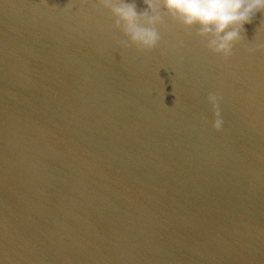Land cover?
Instances as JSON below:
<instances>
[{
	"label": "water",
	"instance_id": "obj_1",
	"mask_svg": "<svg viewBox=\"0 0 264 264\" xmlns=\"http://www.w3.org/2000/svg\"><path fill=\"white\" fill-rule=\"evenodd\" d=\"M160 15L147 51L99 0H0V264H264V13L227 58Z\"/></svg>",
	"mask_w": 264,
	"mask_h": 264
},
{
	"label": "clouds",
	"instance_id": "obj_2",
	"mask_svg": "<svg viewBox=\"0 0 264 264\" xmlns=\"http://www.w3.org/2000/svg\"><path fill=\"white\" fill-rule=\"evenodd\" d=\"M115 17L116 27L127 38V43L141 50L151 51L160 42L157 25L161 24V9L174 22L207 40L208 48L228 57L233 46L242 39L244 25L251 24L258 13H264V0H144L147 10L138 13L134 3L126 0H99ZM264 51V46H261ZM209 101L215 111L214 127H222L217 97Z\"/></svg>",
	"mask_w": 264,
	"mask_h": 264
}]
</instances>
